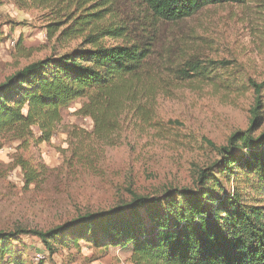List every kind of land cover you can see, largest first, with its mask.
Returning <instances> with one entry per match:
<instances>
[{
	"label": "trees",
	"instance_id": "1",
	"mask_svg": "<svg viewBox=\"0 0 264 264\" xmlns=\"http://www.w3.org/2000/svg\"><path fill=\"white\" fill-rule=\"evenodd\" d=\"M17 1L49 10L50 39L82 42L81 48L32 63L0 84V134L23 148L35 140L50 143L63 122L62 110L77 100H85L78 114L92 122L90 135L107 143L129 116L150 122L156 100L175 81H210L235 68L231 61L193 56L176 67L166 60L156 65L151 44L132 38L131 26L114 12L113 0ZM254 1L140 0L143 31L183 22L210 6ZM248 84L255 96L251 127L219 149L221 160L200 171L196 189L152 198L133 195L129 203L47 231L0 232V264L46 263L23 258L16 243L24 237L38 238L50 256L84 242L97 251L130 249L134 264H264V131L254 136L264 126V80L249 79ZM18 164L26 185L34 184L37 168L23 158ZM216 175H225L229 187Z\"/></svg>",
	"mask_w": 264,
	"mask_h": 264
},
{
	"label": "rangeland",
	"instance_id": "2",
	"mask_svg": "<svg viewBox=\"0 0 264 264\" xmlns=\"http://www.w3.org/2000/svg\"><path fill=\"white\" fill-rule=\"evenodd\" d=\"M113 3L114 12L131 26L132 38L151 44L156 65L166 60L176 67L193 56L231 61L235 68L210 81H175V87L156 100L150 122L129 116L120 134L107 143L94 139L92 122L78 114L85 100L62 110L63 122L50 143L35 140L23 148L10 135L0 134V232L47 231L129 203L133 195L152 198L170 190L196 189L200 171L221 160L219 149L251 127L255 96L248 80H264L263 0L210 6L191 19L155 24L145 31L140 0ZM49 13L17 0H0V84L32 63L82 47L80 40L49 38ZM263 131L264 126L254 136ZM34 132L38 138L36 128ZM20 158L38 170L30 186ZM216 177L229 187L225 175ZM16 244L32 262L44 251L45 264H134L130 249L97 251L82 242L80 248H60L50 256L36 237Z\"/></svg>",
	"mask_w": 264,
	"mask_h": 264
},
{
	"label": "built area",
	"instance_id": "3",
	"mask_svg": "<svg viewBox=\"0 0 264 264\" xmlns=\"http://www.w3.org/2000/svg\"><path fill=\"white\" fill-rule=\"evenodd\" d=\"M15 45V42L12 43V46ZM47 259V256H46V253L43 251H39V253L35 256V262L36 263H40V262H43V261H46Z\"/></svg>",
	"mask_w": 264,
	"mask_h": 264
}]
</instances>
